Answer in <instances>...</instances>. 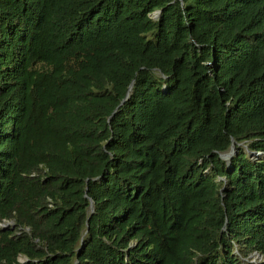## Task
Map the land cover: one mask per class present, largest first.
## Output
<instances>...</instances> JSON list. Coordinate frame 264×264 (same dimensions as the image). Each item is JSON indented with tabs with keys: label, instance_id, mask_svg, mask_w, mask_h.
I'll return each instance as SVG.
<instances>
[{
	"label": "trees",
	"instance_id": "1",
	"mask_svg": "<svg viewBox=\"0 0 264 264\" xmlns=\"http://www.w3.org/2000/svg\"><path fill=\"white\" fill-rule=\"evenodd\" d=\"M0 264H264V0H0Z\"/></svg>",
	"mask_w": 264,
	"mask_h": 264
},
{
	"label": "rangeland",
	"instance_id": "2",
	"mask_svg": "<svg viewBox=\"0 0 264 264\" xmlns=\"http://www.w3.org/2000/svg\"><path fill=\"white\" fill-rule=\"evenodd\" d=\"M232 155H235V151H234V153L232 154ZM225 161H227V160H225ZM9 226V224H3V225H1V228H7ZM250 258V257H249ZM19 261L21 262V263H23L25 260L23 259V258H21V259H19ZM261 261V257L260 256H257V255H255V254H253L252 256H251V262L252 263H255V262H260Z\"/></svg>",
	"mask_w": 264,
	"mask_h": 264
},
{
	"label": "water",
	"instance_id": "3",
	"mask_svg": "<svg viewBox=\"0 0 264 264\" xmlns=\"http://www.w3.org/2000/svg\"><path fill=\"white\" fill-rule=\"evenodd\" d=\"M234 153L233 145L231 146V149L228 153L221 156L223 160L229 161V159L232 157V154Z\"/></svg>",
	"mask_w": 264,
	"mask_h": 264
}]
</instances>
